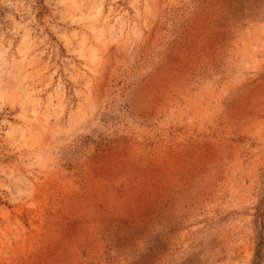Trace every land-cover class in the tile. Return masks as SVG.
Instances as JSON below:
<instances>
[{"label": "rangeland", "instance_id": "obj_1", "mask_svg": "<svg viewBox=\"0 0 264 264\" xmlns=\"http://www.w3.org/2000/svg\"><path fill=\"white\" fill-rule=\"evenodd\" d=\"M0 264H264V0H0Z\"/></svg>", "mask_w": 264, "mask_h": 264}]
</instances>
